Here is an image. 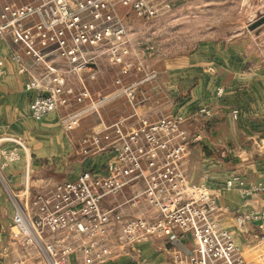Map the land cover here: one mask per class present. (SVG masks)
I'll return each instance as SVG.
<instances>
[{"label":"built area","instance_id":"built-area-1","mask_svg":"<svg viewBox=\"0 0 264 264\" xmlns=\"http://www.w3.org/2000/svg\"><path fill=\"white\" fill-rule=\"evenodd\" d=\"M160 4V0H9L0 5V37L11 34L17 48L8 54L0 50V79L7 73V61L16 63L27 76L26 90L34 93L32 117L42 119L63 109L61 122L67 131L119 95H125L135 110L133 92L159 74L151 71L141 80L124 82L144 71V64L129 59L134 51L119 7L153 17L170 7ZM258 11L256 19L264 16V2ZM255 38L264 55V22ZM102 56L121 66V76L115 79L119 88L112 95L95 100L87 82L100 73ZM206 72L213 74L215 68L208 66ZM224 93V87L217 86L216 95ZM73 105L81 107L70 110ZM238 113L233 110V117ZM215 114L211 106L202 105L191 115L150 119L138 113L134 125L119 119L92 128L82 138L83 152L103 159V166L83 169L76 179L35 191L29 185L13 188L3 173L5 165L21 158L19 146L24 148L13 138L18 146L2 149L5 162L0 163V182L14 207L10 264H71L74 256L80 264H103L128 254L141 242L175 232L190 236L193 247L188 252L173 247L174 264H251L235 233L221 223L218 195L199 181L200 172H188L184 165L190 147L202 139L201 132L186 127L187 122L192 116L212 119ZM236 184L246 183L233 174L222 187ZM242 192L260 194L259 206L237 215V222L240 227L257 222L264 237V181Z\"/></svg>","mask_w":264,"mask_h":264},{"label":"crops","instance_id":"crops-1","mask_svg":"<svg viewBox=\"0 0 264 264\" xmlns=\"http://www.w3.org/2000/svg\"><path fill=\"white\" fill-rule=\"evenodd\" d=\"M7 1L0 0V5ZM27 1L17 0L18 3ZM249 27L245 35L242 33H245L246 25L229 38L219 39L218 44L182 57L170 65L169 73L171 78L175 76L172 78L175 82L171 81L176 100L173 101L174 113L178 110L191 115L202 105H209L216 112L212 119L192 116L187 122L186 127L193 133L201 132L202 139L190 147L185 169L200 172L199 181L218 195V203L223 209L221 223L235 233L244 257L251 264H264V237L257 222H246L243 227L237 222V215L259 206L260 194L244 195L242 189L264 181V55L258 53L259 50H248L247 40L252 37L254 41L257 33ZM16 48L11 34L0 37L3 54ZM208 66L215 68L213 74L206 72ZM6 71L0 79V163L5 162L2 149L18 146L13 138L24 145V148L19 146L21 158L3 168L13 188L29 185L35 191L56 182L76 179L83 169L101 168L103 159L83 152V136L96 123L98 126L94 127H100V124L110 125L123 119L126 124L134 125L138 120L137 116L131 118L124 114L113 121H104L98 114L90 112L82 118L80 126L67 131L61 122L63 109L50 112L42 119L33 118L30 102L34 93L25 88L26 74L19 72L17 64L11 60L7 61ZM109 82L112 90V75ZM76 86H79L78 82ZM217 86L225 89L222 97L216 95ZM183 93L185 97H182ZM147 101L141 99L138 106ZM235 109L239 111L237 117H233ZM139 114L150 119L157 117L151 113ZM94 118L95 123L84 129L86 122L92 124ZM233 174L243 178L246 184H236L229 189L222 187ZM13 212L11 197L0 182V264H10L14 258L9 250L13 245L9 238ZM173 247L188 252L193 242L190 236L175 232L141 242L128 254L103 264H174ZM71 264H80V259L74 256Z\"/></svg>","mask_w":264,"mask_h":264},{"label":"rangeland","instance_id":"rangeland-1","mask_svg":"<svg viewBox=\"0 0 264 264\" xmlns=\"http://www.w3.org/2000/svg\"><path fill=\"white\" fill-rule=\"evenodd\" d=\"M160 2V5L169 3L170 7L164 8L160 14L153 17L139 15L131 7H119V14L124 18L128 29L130 48L134 51L129 59L135 64L140 62L144 64V71L132 76L125 75L127 77L124 82L132 83L141 80L151 71L158 72L159 76L155 80L146 79L141 83V87L133 92L132 98L137 103L135 110L133 106L127 104L125 95L116 96L113 101L96 107L92 111L93 114H98L104 121H113L124 114L133 118L140 112L151 113L154 117L157 116L155 119L167 114H184L178 110L174 113L175 103L173 101L176 100L175 91L171 89L173 85L171 81L175 76L170 77V65L197 50L218 44L219 39L229 38L240 32L245 25L246 31L242 34H247V26L249 27L259 19L255 16L259 14L258 8L264 0H160ZM254 18L255 20L250 24L249 22ZM255 37L254 34V41L251 37L246 42L249 45L248 50L252 52L258 51ZM208 40L214 42L209 43ZM98 63L100 73L97 78L87 82L88 87L93 89L95 100L104 98L105 95H112L119 88L115 79L118 75L121 76V66L112 63L109 57L102 56L98 59ZM100 74L101 77H99ZM111 75L114 80L112 90L109 89ZM75 85H77L76 82ZM105 86L108 88L105 89ZM96 90L100 93H96ZM181 95L185 97V93ZM141 99H148V101L138 106ZM80 107L81 105H73L70 110ZM94 123L95 118L92 124L86 122L84 129ZM96 125L98 126V123L94 124L93 128Z\"/></svg>","mask_w":264,"mask_h":264},{"label":"water","instance_id":"water-1","mask_svg":"<svg viewBox=\"0 0 264 264\" xmlns=\"http://www.w3.org/2000/svg\"><path fill=\"white\" fill-rule=\"evenodd\" d=\"M264 22V16L257 19L255 22H253L251 25H250V29L253 30V29H257L262 23Z\"/></svg>","mask_w":264,"mask_h":264}]
</instances>
